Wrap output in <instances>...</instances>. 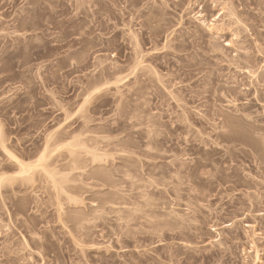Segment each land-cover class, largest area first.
<instances>
[{"label":"rangeland","instance_id":"obj_1","mask_svg":"<svg viewBox=\"0 0 264 264\" xmlns=\"http://www.w3.org/2000/svg\"><path fill=\"white\" fill-rule=\"evenodd\" d=\"M236 14H241L238 25L232 23ZM131 31L141 38L145 53L155 48L148 57L155 58L145 66L151 63L163 81L155 82V89H140L143 95L138 93L141 98L134 103L125 97L127 87L120 96L113 86L101 84L113 61L125 68L122 76L132 66ZM244 53L255 73L251 80L235 68ZM263 69L264 0H0V136L5 147L25 162L47 144L58 156L66 150L56 145L68 142L67 134H76L86 116L90 129L79 138H90L85 145L106 152L98 164L79 153L85 159L78 158V164L85 162L66 184L73 192L69 196L79 199L76 204L66 192L58 204L60 195L49 179L37 174L24 185L16 181L0 188V264H251L254 247L261 261L252 264H264V174L253 173L264 165L250 158L257 144L252 147L248 135L251 120L264 116L263 101L254 100L255 89L264 97ZM93 84L102 86L100 91L77 113L82 94ZM143 84L133 89H145ZM220 84L237 86L232 88L238 95L242 91L240 96L248 89L254 98L235 105L246 104L253 119L237 118L224 92L217 93ZM125 103L143 109L133 117ZM126 113H132L130 118ZM198 113L208 123L204 117H198L200 122ZM183 114L195 126L190 133L175 128ZM145 119L157 125L147 128ZM216 121L226 126L215 131ZM256 138L263 139L255 136L256 143ZM205 158L213 164L205 162L204 168ZM2 171L16 172L0 147ZM149 200L164 204L158 205L161 211L177 215L185 226L170 233L167 226L159 229L168 222L166 215L140 220L134 211L137 218L129 216Z\"/></svg>","mask_w":264,"mask_h":264},{"label":"bare ground","instance_id":"obj_2","mask_svg":"<svg viewBox=\"0 0 264 264\" xmlns=\"http://www.w3.org/2000/svg\"><path fill=\"white\" fill-rule=\"evenodd\" d=\"M232 10V9H231ZM231 12H233V14H234V11H231ZM30 13V12H29ZM230 14V13H229ZM232 14V13H231ZM237 15V14H236ZM239 15H241V14H239ZM239 15H237L236 17H237V19L234 21H232V23L233 22H235L237 25L239 24V23H242V21L239 19ZM244 22V21H243ZM231 24V23H230ZM234 24V23H233ZM210 26V25H209ZM209 26H208V28H209ZM210 29V28H209ZM133 33H132V31H131V35H132ZM143 34V33H142ZM145 34V33H144ZM140 35V34H139ZM234 35V34H233ZM135 36H136V34L134 35L133 34V36H132V38H133V41H134V43H133V45H131V46H133L132 47V61H130L129 63L132 65L131 67H129L130 69H128V70H126L127 72H126V74H124L123 76H122V74H123V72L125 71L124 69L125 68H123V66H120L117 62H115V61H113V63H111V66H109V68H108V70H107V75H105V79L102 81V82H104V83H101V84H103L102 86L103 87H106L105 85H108V86H113V90L115 91L114 93L116 94V95H120L121 96V91H119L122 87H127V95L125 96V97H127L130 101L129 102H131V103H134V102H136V101H138V99H139V97L141 96L142 97V93H140V92H142V90H143V92H145V90H147V89H151L152 90V88H154L155 89V84L156 83H159V84H161V82H163L162 81V77H160L159 76V74H157L156 73V71H155V69L153 68V67H151V66H153L151 63L149 64V65H151V66H149V65H146L145 66V64H148V62H150L149 60H151L154 56H152V58L150 59V58H148V57H150L151 55H149V53H150V51L151 52H153V50H154V52H155V48L152 50H150L149 51V53L147 54V52L145 53L142 49H141V38L138 40V39H136L135 38ZM142 36V35H141ZM137 37V36H136ZM130 38H131V36H130ZM139 38V37H138ZM145 39V38H144ZM143 39V40H144ZM147 39V40H146ZM144 41L146 42V41H148V38H146ZM113 40V39H112ZM132 41H130V43H131ZM150 41H148L147 43H149ZM230 42V41H229ZM229 42H227L226 44H229ZM142 43H144L143 41H142ZM116 44V43H115ZM132 44V43H131ZM231 44V43H230ZM143 45V44H142ZM147 45V44H146ZM229 46V45H228ZM246 48V47H245ZM245 50V49H244ZM154 54V53H153ZM246 53H244L242 56H241V59H238L239 61H241V62H238L237 61V58L235 59L237 62H238V64H237V62L234 60V62H235V64H237L236 65V69H238L237 71H239V73L241 72V75H243V76H245V78H249L250 80L252 79V78H254V76L253 75H255V73L253 74L252 73V65H248L249 63L247 62V57H245L244 55H245ZM248 56V55H247ZM155 58V57H154ZM153 58V59H154ZM130 59V58H129ZM129 61V60H128ZM127 61V62H128ZM153 61V60H152ZM151 61V62H152ZM232 61V60H231ZM234 62H232L231 64H233ZM152 63H154V62H152ZM127 65V64H126ZM234 65H232V67H233ZM123 68V69H122ZM234 68V67H233ZM234 68V69H235ZM254 68V67H253ZM261 70H262V68H260ZM124 70V71H123ZM144 70V71H143ZM254 70V69H253ZM262 72H264V69H263V71ZM262 72H260L261 74H262ZM238 72H237V74H239ZM259 73V74H260ZM258 74V78H259V76L261 75H259ZM215 75V74H214ZM262 75H264V74H262ZM103 76V75H102ZM99 77V76H98ZM237 77V76H236ZM264 78V76L262 77L261 76V78L260 79H263ZM213 79V78H212ZM256 80H257V77L255 78ZM243 80V79H242ZM249 80V81H250ZM255 81V80H254ZM262 81V80H261ZM144 83V84H146V86H145V89H143V87L141 86V88H138L139 90L140 89H142V90H138L137 92H136V90L135 89H137L136 87H135V85L136 84H139V83ZM156 82V83H155ZM212 82H213V80H212ZM239 82H241L240 80H239ZM256 82V81H255ZM263 82V81H262ZM155 83V84H154ZM252 83H253V81H252ZM252 83H248L249 85H251ZM92 84V83H91ZM105 84V85H104ZM143 84V85H144ZM154 84V85H153ZM163 84V83H162ZM217 84V83H216ZM233 84V83H232ZM232 84H229V85H232ZM89 85V84H88ZM87 85V86H88ZM96 85V84H95ZM225 85V84H224ZM224 85H222L221 86V84H220V86L219 87H221V88H219V92H217L218 94H219V96H220V94H221V92H224V95H226V96H228V97H226L225 96V98L226 99H228L229 100V103H231V105H234V112L236 113V115L238 114V116H237V118L239 117V115H240V117L242 116H244V119L246 120V118H247V122H249V120L250 119H253V117H251V114H252V112L250 113L249 112V110H248V108H246V104H245V106L243 105H240L239 106V104L238 105H235V103H240L241 102V100H243V102H244V100H247L249 97H252V96H250L248 93H246L247 91H248V89H243L244 90V94L245 95H242V96H240V92H242V91H240L239 92V95H238V93H236L237 91H235L234 90V88H232V87H237V86H230V87H227V86H229L228 84H227V86H225V87H223ZM236 85V84H235ZM102 86H99V88H97L96 86H94V84L92 85V87L90 86V88L89 89H87L86 91H85V93H83L82 94V100H81V102L80 103H78L77 104V107H76V112L78 113V112H82V110L84 109V107H85V105L87 104V103H89V101L91 100V95L94 93V94H96V91L98 92V91H100L99 89L102 87ZM157 86V85H156ZM241 86H243L242 84H241ZM246 86V85H245ZM244 86V87H245ZM135 87V89H133ZM140 87V86H139ZM249 87V86H248ZM257 87V86H256ZM241 88V87H240ZM132 89L134 90V92H136V94L135 93H132ZM157 89V88H156ZM238 89V88H237ZM241 90V89H240ZM246 91V92H245ZM255 91H256V93H255ZM255 91H254V97H252V98H254V100H255V102H258V101H261V102H258V104L259 103H261L262 104V101H263V103H264V97H262V95L260 94H258V95H256L257 94V89H255ZM139 93V94H138ZM243 93V92H242ZM93 94V95H94ZM140 95V94H142V95H140L139 97H138V95ZM155 94V93H154ZM154 94H152V95H154ZM248 94V95H247ZM251 94V95H252ZM145 95V94H144ZM120 96H119V98H120ZM214 96V95H213ZM261 96V97H260ZM264 96V95H263ZM138 97V98H137ZM140 97V98H141ZM118 98V99H119ZM214 98H215V96H214ZM220 98V97H219ZM127 99V100H128ZM216 99H218V97H216ZM251 99V98H250ZM221 99H219V101H220ZM227 100V101H228ZM116 101H120L121 102V98H120V100H116ZM216 101H218V100H216ZM226 101V102H227ZM128 102V103H129ZM242 102V103H243ZM254 102V103H255ZM119 103V102H118ZM117 104V103H116ZM125 106H126V108H128L127 107V105H126V103L124 104ZM123 105V106H124ZM130 105L131 104H129L128 106L130 107ZM135 105V106H134ZM133 106L131 105V107H130V110H131V108H132V111H130V112H132V113H134L133 115H132V113H130V114H128V113H126V115H128V117L130 118V116L132 115L133 117H134V115H135V111L138 109L136 106V104H134ZM145 105V104H144ZM143 105V106H144ZM119 106V105H118ZM141 106V108L143 109V107H142V105H140ZM136 107V108H135ZM139 107V106H138ZM69 108V107H68ZM125 108V109H126ZM134 108V109H133ZM141 108H139L138 110H140ZM233 108V107H232ZM263 109H264V106H263ZM212 110V109H211ZM127 111V110H126ZM214 111V110H213ZM128 112V111H127ZM137 112H139V111H137ZM197 112V111H196ZM198 112H200V111H198ZM219 112V111H218ZM232 112V111H231ZM211 113V112H210ZM213 113V112H212ZM215 113V112H214ZM222 112H220L219 114H221ZM235 113H234V115H235ZM125 114V113H124ZM199 114V113H198ZM201 114V113H200ZM200 114L197 116V118L199 117V118H201V120L203 119V121H204V118H205V116L203 115V117L202 116H200ZM218 113H217V115L220 117V115H219ZM196 115V114H195ZM202 115V114H201ZM216 115V116H217ZM262 115V114H261ZM263 115H264V111H263ZM125 116V115H124ZM181 116V118H180V120H179V118L177 117V120L178 121H180L179 123H182L180 126H178V125H176L178 122H177V120H176V118H175V120H176V122L177 123H175L174 121H173V123H175V128L178 130V129H180V130H184V132H188V133H190L189 131H190V128H192V127H195V126H193V124L191 125L190 123H188V119H189V117H186L187 116V114L186 115H184L183 114V116L182 115H180ZM179 116V117H180ZM211 116V115H210ZM213 116H214V114H213ZM212 116V117H213ZM127 117V116H126ZM222 117H223V115H222ZM221 117V118H222ZM236 117V116H235ZM238 118V119H242V117L241 118ZM255 117V116H254ZM261 117V116H260ZM259 117V119H253V121L251 120V123L250 124H248L249 125V128H250V132H249V136H250V138H251V141H249V143L251 144V142H252V147L254 146V145H258L259 146V149H261V154H260V152H257V151H255L256 149V146H255V148H253V150L252 149H250V150H252V151H254V153L255 154H253V152H251L253 155H251V159L252 160H254V162L256 163V162H259L260 164H261V167H262V165H264V116H262L261 118ZM199 118H198V120H199ZM257 118V117H256ZM206 120H205V122L207 121V118H205ZM211 119V118H210ZM217 119H218V117H217ZM249 119V120H248ZM81 127L79 128V130L76 132V134L75 133H69V134H67V135H70L71 134V136L69 137V138H71L70 140H69V138L68 137H65L66 136V134H65V141L68 139L69 141L68 142H65L64 144L62 143H60L61 145H59V146H57L56 145V147L55 148H57V150H59V148L61 149L62 147V149H64L65 148V152H63L62 151V153L63 154H61V152H60V155H58V156H56V155H54V151H56V150H50L49 148L50 147H47V145H49V144H47V143H49L50 142V140L51 139H53L52 137H53V135H52V137H48L50 140H48V141H46V144L47 145H44V147L41 149V151L40 152H38V155L34 158V160H32V161H30V162H25V161H22L21 160V158H19V157H17V156H15L14 154H12V153H10L9 151H8V149L5 147V145L3 144V141H2V139H1V136H0V147H1V149L4 151V153H5V155H6V159L11 163V165H12V167L16 170V172L14 173V175L13 176H8L7 175V173L6 172H4V171H2L1 173H0V188H2V187H6L7 185H9V186H11L13 183H15L16 181H18L19 182V185L21 184L22 185V183H23V185H24V182H30V180L29 179H32L33 178V175L34 174H37V175H40V176H42V178L43 179H46V180H48V182L50 181L51 182V184H52V187L57 191H55L56 193H58L59 195H57V196H59L60 198L62 197V196H66V194L69 192V193H71L72 191L69 189V186L67 187L66 186V184H67V182L69 181V174H71V172L75 169V170H77L78 169V161H79V159L78 158H81V156L79 157V153H80V155H82L81 154V152H84V155H85V157H87V155H88V157H91V159H89V161H91V162H93V161H97V162H101V161H103L104 160V153L103 152H105V151H99L98 149L96 150V151H99V152H97L96 153V151H94V149H91L92 148V146L91 147H88L87 145H85L86 143H88L89 141V139H85V141L84 140H81V138H79V136L81 137V133L83 132L84 133V130H88V129H90V127H89V124L91 123V120H89L88 119V117H84V116H82V118H81ZM130 120V119H129ZM208 120H209V118H208ZM144 121V126H146L145 125V123H147L148 121H149V119H145V120H143ZM147 121V122H146ZM151 122H153V123H151L150 125L151 126H149L148 124L149 123H147V125L148 126H146L147 128H150L151 129V127H154V126H152V124H154V125H157V122L155 121V120H150ZM200 121V120H199ZM203 121H202V123H203ZM215 121V120H214ZM243 121V120H242ZM89 122V123H88ZM201 122V121H200ZM212 122V121H211ZM210 122V123H211ZM142 123H141V125H142ZM156 123V124H155ZM207 123H208V121H207ZM213 123V122H212ZM216 123H217V121H216ZM215 123V124H216ZM195 124V123H194ZM137 125V124H136ZM206 125V124H205ZM209 125V124H208ZM216 125H218V126H216ZM216 125H214V127L211 125V127H213L214 129H216L215 131H217L218 129H221L222 130V127H225V126H223L224 125V123L223 122H221V124L219 123H217ZM80 126V125H79ZM132 126H134V124L132 125ZM136 127V126H135ZM162 127V126H161ZM166 127V126H165ZM167 129V128H166ZM174 129V128H173ZM1 130V129H0ZM175 130V129H174ZM193 130V129H192ZM191 130V131H192ZM213 130V129H212ZM214 131V130H213ZM219 131V130H218ZM61 132V131H60ZM59 132V133H60ZM62 132L64 133V131L62 130ZM66 132V131H65ZM183 132V131H182ZM196 132H198L197 130L194 132V130H193V132H192V134H194V133H196ZM159 133V132H158ZM198 133H200V135H202L203 133H201L200 131L198 132ZM198 133H197V138L199 137V139H200V141L201 142H206V138L204 139V138H202V137H200V135L198 136ZM74 134V135H73ZM1 135V134H0ZM64 135V134H63ZM62 135V136H63ZM83 135V134H82ZM58 136H60V135H58ZM210 136V135H209ZM247 136V135H246ZM248 136V137H249ZM255 136H260L261 138L263 137V139H258V138H256V139H258V140H260L259 142H254V138H255ZM193 137V136H192ZM254 137V138H253ZM55 138H57V137H55ZM59 138V137H58ZM82 138H83V136H82ZM249 138V139H250ZM61 139H62V141H63V138L61 137ZM196 139V138H195ZM212 139V138H211ZM210 139V141H212ZM248 139V140H249ZM47 140V139H46ZM53 140H55V139H53ZM86 140L88 141V142H86ZM52 141V140H51ZM55 141H57V140H55ZM86 142V143H84V142ZM199 141V140H198ZM209 141V140H208ZM257 141V140H256ZM59 142H61V141H59ZM159 143V142H158ZM209 143V142H208ZM211 144H213L212 142H210ZM57 144V143H56ZM154 144H156V143H154ZM260 144V145H259ZM88 145H89V143H88ZM91 145V144H90ZM55 146V145H54ZM157 147H159L158 145H156ZM246 146V145H245ZM258 146H257V149H258ZM252 147H250V148H252ZM54 148V147H53ZM54 148V149H55ZM61 149V150H62ZM255 149V150H254ZM81 150H83V151H81ZM228 149L226 148L225 149V155H226V158L228 157V156H230V152H229V150L227 151ZM60 151V150H59ZM227 151V152H226ZM99 153H100V155H99ZM103 153V154H102ZM106 153V152H105ZM256 153L259 155H257V158H256ZM84 155H83V157H84ZM106 156H107V154H106ZM105 156V157H106ZM224 156V155H223ZM222 156V157H223ZM101 157H103V160H101V161H99L100 159H101ZM225 157V156H224ZM81 159H83V158H81ZM85 159V158H84ZM83 159V160H84ZM88 159V158H87ZM199 159V158H198ZM202 158H200V160H201ZM82 160V162H81V165H82V163L83 162H85V161H83ZM199 160V161H200ZM213 159H204V160H202V161H204V163L202 162V163H200L201 164V167H206V165H205V162H207L208 164L212 161ZM87 161V160H86ZM215 161V160H214ZM213 161V162H214ZM79 162V163H80ZM96 162V163H97ZM253 162V163H254ZM87 163V162H86ZM94 163V162H93ZM93 163H91V164H93ZM206 163V164H207ZM212 163V162H211ZM215 163V162H214ZM89 164V163H88ZM95 164V163H94ZM98 164V163H97ZM213 164V163H212ZM260 164H259V166H260ZM81 165H79V166H81ZM210 165V164H209ZM87 166V165H86ZM86 166H84V167H86ZM212 166V165H211ZM90 167V166H89ZM208 167V166H207ZM1 170H4V166H1ZM82 168V167H81ZM200 168V167H199ZM203 168V169H204ZM207 169V168H206ZM205 169V170H206ZM80 170V169H79ZM97 170H99V169H97ZM102 170V169H101ZM106 170V169H105ZM223 170V169H222ZM104 171V170H103ZM220 171V170H219ZM251 171H253L252 169H250V172ZM264 170H261V172L260 171H258V172H253V173H255V175L256 176H261L262 174H264V173H262ZM96 172V171H95ZM99 172V171H98ZM106 172V171H105ZM226 173V172H225ZM225 173H224V176H226L225 175ZM96 175V174H95ZM103 175V174H102ZM106 175V174H105ZM109 175H110V172H109ZM112 175H113V173H112ZM110 176V177H113V176ZM107 176V175H106ZM104 177V175H103V177L102 178H105V179H110V177ZM231 176V174L229 175V177ZM233 176V175H232ZM73 177V176H72ZM90 177V176H89ZM96 177H98V176H96ZM41 178V177H40ZM41 178V179H42ZM91 178V177H90ZM92 178H93V176H92ZM102 178H101V180H102ZM112 179V178H111ZM114 179V178H113ZM222 180H223V178H221ZM220 179V180H221ZM231 179V178H230ZM45 180V181H46ZM104 180V179H103ZM115 180V179H114ZM227 180H229V179H227ZM98 181V180H97ZM111 181V180H110ZM229 181H231V180H229ZM21 182V183H20ZM99 183V182H98ZM112 183H114V182H112ZM111 183V184H112ZM223 183V182H222ZM106 184V183H105ZM107 184H109V183H107ZM100 185H101V183H100ZM261 185V184H260ZM103 186V185H102ZM115 186H116V184H115ZM112 187V186H111ZM113 187H114V185H113ZM262 187V186H261ZM72 188V187H71ZM109 188V187H108ZM262 189H263V187H262ZM264 191V190H263ZM54 192V193H55ZM65 192H66V194H65ZM113 192V191H112ZM55 193V194H56ZM63 193V194H65V195H62L61 196V194ZM68 193V197H70L69 195H71V194H69ZM73 193V192H72ZM105 193H107V192H105ZM76 194V193H75ZM67 196L65 197V198H67ZM72 196V195H71ZM102 196H103V193H102ZM112 196L114 197V199H115V195H113L112 194ZM55 197V196H54ZM58 197V198H59ZM64 197L63 198H59L58 199V201L59 200H63L64 199ZM80 197V196H79ZM112 197V198H113ZM118 197V196H117ZM72 198V199H71ZM109 198V197H108ZM57 199V198H56ZM70 199H71V201H73L75 204L77 203V202H79V199L76 201L75 200V198H73V197H70ZM107 199V198H106ZM110 199H111V197H110ZM109 199V200H110ZM117 199V198H116ZM65 200V199H64ZM66 200H69V198L68 199H66ZM80 200H81V198H80ZM108 200V199H107ZM119 200V199H118ZM57 201V202H58ZM71 201H69L68 203H70ZM76 201V202H75ZM104 201V200H103ZM102 201V203L101 204H103L102 205V207L103 206H105L107 203L106 202H103ZM154 202H155V200H153ZM61 201H59L58 202V204L60 203ZM81 202V201H80ZM107 202H109L108 204H110V206H112L113 207V204L112 203H110L111 201H107ZM113 202V201H112ZM157 202V204H154L153 202H152V200H149V201H147V202H145L144 201V208L142 207L143 205H139L140 207H136L135 209L136 210H132V211H130V213H128L129 214V216H131L130 214H132L131 212H134V213H140L141 214V216L139 217L140 218V220H141V218H144V219H147V217L149 218L150 217V215H153L154 214V216L155 215H157L158 214V217H162V218H164L165 217V215H166V217H169L168 218V222H166V221H163L164 222V225H162V224H160V225H162V228H159L160 226H158V228L159 229H162V230H165V229H163V226H167V228H168V231L170 230V231H176V230H181V226H185V225H183V222H182V220H180L178 217H177V215H176V217L174 216V215H172L171 214V216H169L167 213H166V211H161V209L162 208H160V207H162V206H164V204L162 205V204H158V201H156ZM105 203V204H104ZM162 203V202H161ZM79 204V203H78ZM112 204V205H111ZM117 204H115V206H116ZM138 205V204H137ZM136 205V206H137ZM160 207H159V206ZM60 206V205H59ZM107 206V205H106ZM143 209H142V208ZM107 208H108V206H107ZM110 208V207H109ZM141 208V209H140ZM147 208V209H146ZM160 208V209H159ZM98 209V208H97ZM97 209L95 210V208H94V210L98 213V211H97ZM103 209H105V208H103ZM116 209V208H115ZM132 209V208H131ZM91 211L93 210V209H90ZM93 210V213H94V215L96 214V212ZM99 210V213H101L100 211H102V210H100V208L98 209ZM108 210H111V209H108ZM114 210V209H113ZM119 210V209H118ZM128 210H130V209H128ZM161 211V212H165V213H162L161 214V212H158V211ZM163 210V209H162ZM116 211V210H115ZM122 211V210H121ZM105 212V211H104ZM128 212V211H127ZM98 213V214H99ZM107 213V212H106ZM105 213V214H106ZM111 213V212H110ZM114 213V212H113ZM117 213V212H116ZM118 213H122V212H119L118 211ZM117 213V214H118ZM132 214V215H135V214ZM80 214V213H79ZM89 214V213H88ZM102 214V213H101ZM159 214H160V216H159ZM164 214V215H163ZM108 215V214H107ZM114 215H116L115 213H114ZM119 215V214H118ZM122 215H123V213H122ZM126 214H124V216H125ZM58 216H60V214L58 215ZM79 216V215H78ZM84 216V215H83ZM98 216V215H97ZM111 216V215H110ZM120 216L121 215H119L118 217H117V219H118V223H120ZM128 218H129V216L128 215H126ZM136 216V215H135ZM153 216V217H154ZM174 216V217H173ZM88 217H90L89 215H88ZM91 217H93L92 216V214H91ZM91 217H90V219H91ZM95 217V216H94ZM101 217H103V216H100V219L99 220H101L102 221V219L103 218H101ZM104 217H105V215H104ZM113 218H114V216H112ZM123 217V216H122ZM125 218V219H128V218ZM85 220H86V218H85V216L83 217ZM99 218V217H98ZM97 218V219H98ZM134 218V217H133ZM136 218H137V216H136ZM138 218V219H139ZM151 218V217H150ZM149 218V219H150ZM58 219H60V218H58ZM89 219V220H90ZM107 220H108V218H106ZM130 219V218H129ZM83 220V219H82ZM123 220H124V218H123ZM143 220V219H142ZM148 220V219H147ZM166 220V219H165ZM81 221V220H80ZM126 222H128L127 220H125ZM125 221H124V223H125ZM146 221V220H145ZM151 221V220H150ZM88 222H90V221H88ZM95 222H96V220H95ZM94 222V223H95ZM103 222V221H102ZM114 222H116V220L114 221ZM123 222V221H122ZM121 222V223H122ZM152 222V221H151ZM162 222V221H161ZM166 222V223H165ZM82 223H83V221H82ZM86 223V222H85ZM111 223V222H110ZM117 223V222H116ZM124 225V224H123ZM126 225V224H125ZM148 225H150L149 223H148ZM231 225V224H230ZM79 226H80V224H79ZM107 226H109V225H107ZM112 226V225H111ZM151 226H153V225H151ZM150 226V227H151ZM156 226V225H155ZM110 227V226H109ZM81 228V227H80ZM84 229H85V227H83ZM146 228H148V227H146ZM157 228V227H156ZM148 229H151V228H148ZM183 229V228H182ZM83 230V229H82ZM156 230V229H155ZM167 230V229H166ZM151 231V230H150ZM157 231H158V229H157ZM167 231V232H168ZM169 231V232H170ZM154 232H156V231H154ZM163 232V231H162ZM172 232V233H173ZM180 232V231H179ZM151 234H153V231H151L150 232ZM157 233V232H156ZM171 233V232H170ZM158 234H159V232H158ZM251 242V241H250ZM253 243H251V246L252 247H254V245H252ZM222 243L221 242H219L218 243V247L220 246V247H222ZM255 248V249H254ZM253 249V254H252V256H253V259H252V263L253 262H258L259 263V260H260V257H259V254L257 253V251H255L257 248L256 247H254ZM252 249V248H251ZM140 260V259H139ZM142 261V260H141ZM261 261V260H260ZM147 262V261H146ZM251 263V264H252ZM134 264V263H133ZM140 264V263H139ZM257 264V263H256Z\"/></svg>","mask_w":264,"mask_h":264}]
</instances>
